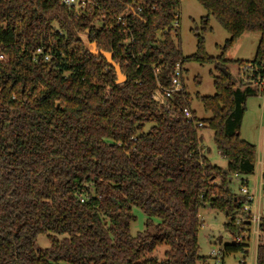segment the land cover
<instances>
[{"label":"trees","instance_id":"16d2710c","mask_svg":"<svg viewBox=\"0 0 264 264\" xmlns=\"http://www.w3.org/2000/svg\"><path fill=\"white\" fill-rule=\"evenodd\" d=\"M91 1L76 10L61 0H0V264H208L198 254L202 207L228 219L223 255L247 254V242L235 240L247 223L235 221L250 218L248 200L229 184L254 172L256 148L239 134L253 90L220 73L214 95L196 96L211 115L202 120L183 83L168 107L156 104L151 95L170 85L176 63L214 61L203 37L182 55L178 0ZM197 1L206 11L202 30L212 16L227 31L224 50L259 34L253 60L238 65L249 81L263 80L264 0ZM83 32L112 53L124 82L85 49ZM198 122L213 130L225 169L203 155ZM132 208L148 217L135 236ZM259 230L255 264H264L263 218ZM40 234L49 247H38Z\"/></svg>","mask_w":264,"mask_h":264},{"label":"rangeland","instance_id":"374dc122","mask_svg":"<svg viewBox=\"0 0 264 264\" xmlns=\"http://www.w3.org/2000/svg\"><path fill=\"white\" fill-rule=\"evenodd\" d=\"M177 8V28L180 50L184 57L196 52L197 34L203 37V46L206 54L214 61L198 63L187 61L182 64L181 82L185 86L189 95L190 109L195 113L198 120L208 119L210 113L203 109L201 101L196 96H212L215 93L214 78L225 70L230 74L234 86L244 90L249 86L253 92L246 98L245 112L239 130L240 137L253 144L256 154L263 150L264 142V94L259 91L258 81H249L239 67L238 62L252 61L255 55L259 34L244 33L229 48L223 49L225 40L228 38L227 31L212 16L208 17L207 29L202 30L201 19L206 16L205 9L197 0H178ZM82 40L87 39V32L79 33ZM175 37V36H174ZM175 37V41L177 40ZM87 42V41H86ZM89 46V45H87ZM219 57L224 58L221 62ZM260 85V83H259ZM199 145L203 155L210 162L219 168L225 169L226 159L218 152L214 142V132L207 126L199 127L197 132ZM257 166L253 174L248 176H232L230 188L242 199L239 188L242 179H247L249 193L254 194ZM255 208L258 209L260 217L264 219V191H261L259 198L255 197ZM254 208H252L253 210ZM135 221L130 225V234L135 236L145 230V223L148 217L137 208H132ZM198 218L201 222L197 232L198 254L209 259L208 264H215L211 254L212 248L216 251L231 242L229 231L225 227L228 219L217 210L202 207L198 210ZM151 227L149 231L155 233V226L159 223L157 218H149ZM219 239L220 242H219ZM38 247L47 248L50 243L45 234H40L36 238ZM164 248L157 252L159 258L163 257ZM255 244L251 242L248 253L242 251L225 253L223 264H255Z\"/></svg>","mask_w":264,"mask_h":264},{"label":"built area","instance_id":"2783aa9c","mask_svg":"<svg viewBox=\"0 0 264 264\" xmlns=\"http://www.w3.org/2000/svg\"><path fill=\"white\" fill-rule=\"evenodd\" d=\"M61 3L66 5L67 7H72L76 10L82 9L84 10L88 5L93 4V1L91 0H61ZM116 25H122L124 26V31L129 32L127 26L124 24L122 16H118L115 21ZM101 24V23H100ZM173 27L177 28V20L173 22ZM130 34V33H129ZM131 42V38L129 37L126 41V43ZM45 59H48V57H45ZM243 74L245 71V68H241ZM182 66L178 62L174 65L173 72L171 74L170 79V85L168 87H163L160 84H157L156 88L154 89L151 98L152 100L162 106V107H168L169 100L172 98L173 94L176 92H179L182 90ZM260 83V85H259ZM259 91L264 94V79L258 81ZM105 95H108V91L105 93ZM183 116L187 120H191V112L189 109L184 108L183 109ZM198 127L202 126L201 122L196 123ZM255 166H257V172H256V179H255V187H254V194L249 193V190L247 188V179H242L241 186L239 188L241 194H243L248 202L243 206V210L250 212V218L249 219H236L235 223L240 224L242 221H246L247 226L245 231H240L236 234L235 240L238 242H241L245 240L250 246L251 242H254L255 244V252L256 247L259 244V242L262 240L259 226L261 217L258 212V209L255 208V197L258 196L261 193V191H264V154L263 150L262 152H258L255 156ZM254 166V170H255ZM254 173V172H253ZM252 208H254L252 210ZM230 237L232 238V235L230 234ZM211 254L214 257L215 264H223V249L216 251L212 248ZM209 262V259L207 260ZM255 263V261H254Z\"/></svg>","mask_w":264,"mask_h":264},{"label":"water","instance_id":"95a60500","mask_svg":"<svg viewBox=\"0 0 264 264\" xmlns=\"http://www.w3.org/2000/svg\"><path fill=\"white\" fill-rule=\"evenodd\" d=\"M79 39L83 42L85 49L88 50L91 55H93L94 57H100V56L103 57L105 59L106 63L108 65H110L111 67H113L115 74H116V82L117 83H122L126 80L125 76L121 72L120 66L114 62L112 53L105 52L101 49H98L97 43L96 42H90L88 40V37L85 41L82 40V38H80V37H79ZM87 45H89V46H87ZM222 71L224 72L225 75L228 74L225 70H222ZM220 240L221 239H219V242H220Z\"/></svg>","mask_w":264,"mask_h":264}]
</instances>
